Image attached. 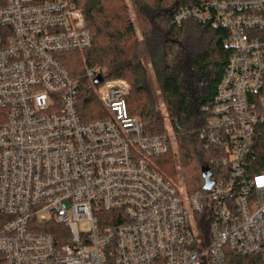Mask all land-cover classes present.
I'll list each match as a JSON object with an SVG mask.
<instances>
[{"label":"built area","instance_id":"obj_1","mask_svg":"<svg viewBox=\"0 0 264 264\" xmlns=\"http://www.w3.org/2000/svg\"><path fill=\"white\" fill-rule=\"evenodd\" d=\"M189 19L227 29L233 51L198 133L219 163L213 187L191 194L154 164L176 136L145 133L126 81H102L106 116L80 119L79 83L59 57L93 45L77 5L0 0V264L264 258V0H199L174 23ZM49 222L66 231L43 232Z\"/></svg>","mask_w":264,"mask_h":264},{"label":"trees","instance_id":"obj_2","mask_svg":"<svg viewBox=\"0 0 264 264\" xmlns=\"http://www.w3.org/2000/svg\"><path fill=\"white\" fill-rule=\"evenodd\" d=\"M83 12L93 36V45L83 53L61 54V64L78 81L77 111L84 123L103 119L106 110L96 89L97 79L87 75L88 69L101 68L103 82L124 80L130 85L127 105L137 117L147 135L165 132V119L176 136L178 156L188 192L203 191V167L212 171L215 158L204 149L199 131L204 128L205 107H212L218 86L233 51L227 29L201 24L189 19L181 25L174 23L176 13L196 5L199 0H131L136 22L166 107L167 117L157 110L154 100L144 86L146 69L137 52L134 22L128 15L124 0H71ZM264 153V150H263ZM161 170L174 172L176 164L171 155L158 157ZM264 171V156L260 159ZM102 217H109L104 214ZM110 224V222H108ZM66 231L49 222L43 232ZM226 264H264L263 257L240 256L226 250Z\"/></svg>","mask_w":264,"mask_h":264},{"label":"rangeland","instance_id":"obj_3","mask_svg":"<svg viewBox=\"0 0 264 264\" xmlns=\"http://www.w3.org/2000/svg\"><path fill=\"white\" fill-rule=\"evenodd\" d=\"M174 1V0H173ZM127 9H128V15L130 17V19L134 22L135 24V29H136V37H137V52L138 55L144 65V68L146 69V79L144 82V86L147 88L150 97L154 100V104L157 110H160L161 113L167 117V112H166V107L162 101V95L159 91V86L158 83L156 81L155 75L152 71L151 65H150V60L149 57L147 55V51L145 48V44L143 42V37H142V33L141 30L139 28V25L136 22V17H135V13H134V9H133V5L131 0H124ZM89 70V69H88ZM87 70V73H88ZM168 129H170L169 127V122L168 119H165V132H168ZM174 161H175V165H174V172L172 174H169L165 171L161 170L160 164L159 162L155 159L153 162L154 164L164 173L166 174L169 178H171L178 186H184L186 189L188 188V184L186 183V180L183 177V173H182V169H181V164H180V160H179V156H178V145H177V141L175 142L170 154ZM188 191V190H187ZM81 227H85L86 229H89V224L88 223H81L80 224Z\"/></svg>","mask_w":264,"mask_h":264},{"label":"water","instance_id":"obj_4","mask_svg":"<svg viewBox=\"0 0 264 264\" xmlns=\"http://www.w3.org/2000/svg\"><path fill=\"white\" fill-rule=\"evenodd\" d=\"M100 82H102V80L97 79V83H100ZM202 176L204 179L203 189L208 191L213 187V182L211 181V171L208 167H203Z\"/></svg>","mask_w":264,"mask_h":264}]
</instances>
